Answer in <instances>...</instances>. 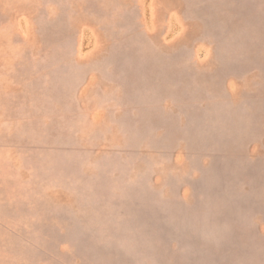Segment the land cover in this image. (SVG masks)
Instances as JSON below:
<instances>
[{
  "label": "rangeland",
  "instance_id": "1",
  "mask_svg": "<svg viewBox=\"0 0 264 264\" xmlns=\"http://www.w3.org/2000/svg\"><path fill=\"white\" fill-rule=\"evenodd\" d=\"M0 264H264V0H0Z\"/></svg>",
  "mask_w": 264,
  "mask_h": 264
}]
</instances>
